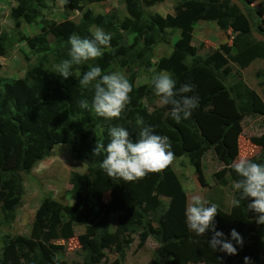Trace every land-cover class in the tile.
Listing matches in <instances>:
<instances>
[{
	"label": "trees",
	"instance_id": "obj_1",
	"mask_svg": "<svg viewBox=\"0 0 264 264\" xmlns=\"http://www.w3.org/2000/svg\"><path fill=\"white\" fill-rule=\"evenodd\" d=\"M15 1L10 12L15 34L0 35V56H5L16 42H25L34 48L37 62L29 64L24 78H4L0 74V227L11 225L23 205V174H30L56 144H69L74 158L85 163L86 170L70 176L72 205L47 195L35 213L29 236L2 237L4 245L12 247L13 264H60L65 247L57 241L74 238L78 226L85 227L77 237L84 253L82 264H123V251L110 263L105 250H111L117 242L129 246L130 235L138 236L139 247L150 236L159 244L152 264H244V257L254 264H264V225L255 223V214L247 209L249 200L242 201L239 208L231 204L229 212L216 205L217 229L227 235L235 228L244 244L234 256L214 252L206 238L196 237L186 228L187 197L171 163L133 182L114 181L99 167L103 156L93 155L97 143L108 142L111 127L128 128L133 141L141 128L150 127L155 134L168 137L173 159L196 157L213 149L223 164L214 175L217 181L225 185L229 178L234 183L238 177L229 165L239 155L241 122L246 116H264V102L254 91H245L236 78L229 85L230 75L224 68L232 62L246 69L254 61L264 60V42L255 37V33L264 37V30L254 7L246 0H236L241 7L232 0H178L174 14L157 20L146 13L143 3L154 6L159 0H125L127 15L122 22L115 14L84 13L73 25L45 18L49 0ZM93 1L65 0L64 8L82 12ZM199 21H213L220 30L231 31L234 52L228 53V44H223L205 57L199 56L192 45L194 26ZM38 22L43 26L36 35L28 37L20 31L22 23ZM97 27L111 34L110 46L103 55L73 66L74 75L67 80L58 77L53 65L67 58L69 37H90ZM168 30L179 31L181 43L159 59L156 72L171 74L177 86L185 82L196 86L199 107L188 120L176 123L165 115L169 111L165 105L150 111L145 103L153 105L157 99L152 84L138 86L134 77L127 79L131 85L129 102L119 118L103 119L80 109L81 99L90 102L91 89L79 87L78 79L90 66L99 65L102 72H107L113 64L126 67L139 60L148 73L154 49L169 44ZM127 34L133 36L131 44L125 41ZM256 77L264 80V72L258 71ZM251 141L261 147L252 160L264 162V133ZM161 184L170 192L167 207L157 199ZM105 194H109L106 206H95L94 202ZM237 195L234 191L232 200ZM111 212L118 213L115 230L110 228ZM150 218L159 228L153 235L142 229Z\"/></svg>",
	"mask_w": 264,
	"mask_h": 264
},
{
	"label": "rangeland",
	"instance_id": "obj_2",
	"mask_svg": "<svg viewBox=\"0 0 264 264\" xmlns=\"http://www.w3.org/2000/svg\"><path fill=\"white\" fill-rule=\"evenodd\" d=\"M143 1V0H142ZM254 7L260 16V28L264 30V0H246ZM178 0H159L154 6H146L143 3L144 10L150 16L159 19L168 14H174V7ZM233 3L241 5L232 0ZM65 0H49L48 8L44 11L46 19L60 23L66 22L76 25L80 22L84 13L93 14H115L117 20L122 22L127 15L125 0H94L83 7L82 12L67 11L64 8ZM16 6L15 0H0V35L2 33L14 35V24L10 18V12ZM41 22L37 24L22 23L20 31L28 37H32L41 32ZM96 28L93 29V32ZM169 44H159L153 51L151 59V69L148 73L144 71V63L135 61L133 64L122 67L113 64L107 73L119 71L128 79L134 77L136 85L150 83L152 78L157 75L156 64L160 58L168 56L172 52L174 45L180 44L179 31L168 30ZM233 34L231 31L224 32L219 29L213 21H199L194 26L192 45L198 49V55L205 57L209 53L219 49L223 44H228V53L234 52L231 46ZM257 40L264 42V37L255 33ZM133 36L127 34L125 41L131 44ZM34 48L25 42H16L5 56H0L1 72L4 78H24L28 73L29 64L37 62V56L33 52ZM225 52V55H228ZM224 71L230 75L228 84L232 85L236 78L243 84L245 91H254L264 102V80L257 78L258 71L264 72V60L254 61L248 68L240 69L237 65L229 62ZM148 106L150 111L160 108L157 99L153 105ZM131 125V124H129ZM242 133L239 137V158L252 160L261 152V147L252 143V137H258L264 133V116H246L242 122ZM128 130V128H127ZM171 167L178 176L183 189L186 193L187 201L193 194L201 195L202 198L210 203L220 206L223 210L229 212L233 197V182L228 178L225 185H221L214 176L223 168V164L218 160L213 149L203 151L196 157H182L173 159ZM86 165L82 161L76 160L71 147L67 143H58L46 157V159L36 167H32L30 174H23L24 179V197L23 205L17 211L15 221L9 226L0 227V264H13L12 247L4 245L2 237L9 235L29 236L32 228L33 218L42 199L51 195L53 199L64 204L72 205L74 195L71 193L70 176L73 172L84 173ZM169 189L161 184L157 199L163 207H167L170 202ZM109 201V194H105L102 200L94 202L95 206L105 207ZM117 212H111L110 228L115 230L117 226ZM3 219L0 203V221ZM142 229H148L151 235L159 232L157 223L150 218ZM85 232L84 226L75 228L74 238L69 240H58L64 244L65 250L62 254L60 264H82L84 253L81 249L77 237ZM130 245L126 246L117 242L111 250H105L108 262H113L124 253L123 264H152L159 250V244L150 236L143 247H139V238L137 235H130Z\"/></svg>",
	"mask_w": 264,
	"mask_h": 264
},
{
	"label": "clouds",
	"instance_id": "obj_3",
	"mask_svg": "<svg viewBox=\"0 0 264 264\" xmlns=\"http://www.w3.org/2000/svg\"><path fill=\"white\" fill-rule=\"evenodd\" d=\"M111 34L97 27L90 37L72 34L67 58L53 65V72L63 80L74 75L73 66L94 61L103 55V50L110 46ZM152 92L160 105L169 106L165 115L176 123L188 120L199 107L196 86L185 82L177 86V81L166 72H160L152 78ZM78 86L91 89V99H81L79 107L90 110L103 119L119 118L129 102L131 85L123 73L102 72L99 65L90 66L78 79ZM108 142L97 143L93 155H102L99 163L101 171L111 180L124 182L136 181L149 173L160 172L173 160L174 153L167 136L157 135L150 127H143L137 133L135 141L127 128L114 126L107 131ZM237 180L233 190L238 193L232 200V206L239 208L241 202L249 200L247 209L255 214V223L264 225V162H255L245 158H236L229 165ZM217 206L193 194L187 201L184 211L187 230L196 237L207 239L209 248L228 256L237 254L244 240L235 229L227 235L217 229L215 217ZM244 264H254L249 257H244Z\"/></svg>",
	"mask_w": 264,
	"mask_h": 264
}]
</instances>
